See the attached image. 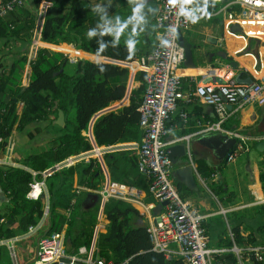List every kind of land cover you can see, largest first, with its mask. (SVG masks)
Segmentation results:
<instances>
[{
  "label": "trees",
  "instance_id": "1",
  "mask_svg": "<svg viewBox=\"0 0 264 264\" xmlns=\"http://www.w3.org/2000/svg\"><path fill=\"white\" fill-rule=\"evenodd\" d=\"M48 1L50 5L44 14L40 40L49 48L58 50L37 48L34 56L28 59L27 50L23 48L13 55L0 73V153L13 130L18 136L20 133H27L31 128L45 130V133L36 135L45 140L43 146L36 151H32L33 146L27 142L20 145L17 140L13 141V150L17 156L15 162L35 172L43 171L49 164L68 155L90 149L87 139L90 133L97 146L139 141L142 132L137 124V107L144 88V74L137 72L134 79L138 81V86L130 90L133 83H129L126 91V68L93 61L109 60L106 57L130 61L133 59L135 44L132 49L127 47V41L133 39H129V36H137L142 31L145 32L144 38L147 41L152 36L147 25L132 30L124 28L119 35L106 34L105 29L110 28L113 21L100 10L96 0ZM38 2L39 0H29L31 12L23 6H14L0 18V38L16 37L24 40L25 45L29 44ZM89 33L93 35L90 36ZM45 42L61 44L50 45ZM69 44L75 48V57L79 58L75 62H69L63 53L66 52L72 57V46ZM25 65L29 73L25 84L21 85L20 79ZM128 65L135 69L133 63ZM103 108L110 111L95 117ZM57 110H61L63 114L62 126L53 123ZM91 118L94 120L89 133L87 128ZM89 154L97 155L98 150ZM102 159L113 182L139 185L145 180L136 168V156L132 150L107 152L102 155ZM196 170L203 176L210 173V169L198 159ZM35 175L40 176L38 173ZM74 177L79 186L90 189L97 188L103 180L100 165L95 158L87 162H77L45 176L48 211L33 234L38 238L59 232L62 225L66 224L63 240L69 253H73L79 246L89 244L92 222L98 207L96 201L87 212L80 209L86 192L73 188ZM31 178V173L23 168L0 165V187L12 204V208H9L10 219L7 221L20 214L24 224L34 225L41 217L43 197L39 195L35 200L25 197ZM180 198L182 199L181 196ZM102 211L107 223L104 232L97 237L94 256L113 263L127 258L128 264H183L179 258L165 259L160 253L150 250L141 216L126 202L107 199L103 202ZM83 215L89 216L85 222L82 221ZM231 231L235 244H240L238 232L234 228ZM8 233L7 226L0 223V239ZM22 257L23 261L17 260V264H30L34 252H22ZM223 257L231 264L234 263L230 253Z\"/></svg>",
  "mask_w": 264,
  "mask_h": 264
},
{
  "label": "crops",
  "instance_id": "2",
  "mask_svg": "<svg viewBox=\"0 0 264 264\" xmlns=\"http://www.w3.org/2000/svg\"><path fill=\"white\" fill-rule=\"evenodd\" d=\"M96 1L100 10L108 14L112 21L116 23L113 24L112 22L109 25L110 28L114 29V27L127 24L125 29L132 30L147 25L149 33L153 36L149 41L144 38V31L138 33L137 36L135 34L129 36V39L133 38L132 40L136 41L134 43L133 59L130 61L116 60L109 57H106L109 60L102 61L126 68L125 87L129 88L128 84L133 83L131 90L138 86V81L134 79V75L137 72L143 73L138 65V58L150 52L156 43L154 17L157 12V2L155 0H139L142 4L140 15L143 19L142 22L137 24L132 19L133 9L137 7V0ZM197 1L194 6L195 16L191 19L188 27L178 33L177 39L184 49L183 60L178 71L180 97L177 99L175 111L166 122V140H176V142H173L176 144L180 143L177 140H180L183 136H188L186 137L187 140L183 139L181 142L188 148V158H185L186 162L184 164L189 165L192 169L193 184L191 187L186 186L181 178L175 174V170L184 164L172 165L170 178L175 189L176 187L178 189L177 193L186 202L187 208L201 216V225L208 248H230L232 244H235L231 228H234L241 238V243L235 244L236 246L264 247V104L258 105L252 102L239 108L227 106V110L231 109V112L219 124L220 130L208 132L201 130L207 124L217 121L215 113L211 106L201 103L194 94V85L196 81L202 78V74L207 68L222 69L228 66L232 69L236 81L242 83L255 82L257 78L264 75V12L257 20L245 19L238 15L239 8L232 3V0ZM28 2L23 8L31 9ZM193 19L196 21L195 23L192 22ZM46 44L59 45L61 43ZM64 44L66 45V43ZM29 45L30 43L25 45L24 40L16 37L12 39L8 37L0 38V73L15 53L20 52L23 48L28 50ZM70 45L72 46V44ZM34 46L47 47L52 50L38 39L34 40ZM74 51L75 48L72 46V57H75ZM128 63H133L135 69H131ZM25 71L26 66H24L21 75V85L25 84ZM213 80L219 81V78L214 76ZM106 111L110 110L101 109L97 112V116ZM180 111H184L186 114L184 125L177 117V113ZM93 120L89 121L91 125ZM90 123H88L87 128L89 131L91 129L89 127ZM216 133L235 139L234 145L231 146L233 156L229 160H225V156L221 161L214 159L211 151L205 150L200 144L198 145L192 141L197 137ZM235 133L238 136H234ZM11 134L14 136L16 132L13 130ZM13 139L15 141V138ZM87 139L93 147L89 136ZM238 144L241 146L240 149H236ZM95 159L98 161L103 174V180L97 188L90 189L79 186L75 177L72 184L76 191L86 192L80 207L82 211L90 210L93 204L98 201L89 244L79 246L73 253L71 252L79 258L77 264H93L95 258H98L94 256L96 240L98 235L104 232L107 223L102 211L103 202L105 201L102 197L103 190L108 189L110 186L117 188L119 184H122L110 180L102 155L95 157ZM197 159L201 160L210 169L208 176L200 175L197 172ZM0 165L23 168L32 175L31 170L17 162L12 165L10 162H6L5 157L0 159ZM35 174L32 176L34 179L43 181L41 196L43 197L44 206L41 217L37 219L34 225L24 224L20 214L14 215L11 220L7 221V219H10L9 208H12V204L10 201L0 204V209L5 210L4 213L0 212V223L6 225L9 229V233L0 239V264H13L9 255L11 249L14 251L18 262L23 261L22 252L32 254L35 250L37 238L33 234L42 224L48 211V194L44 177L40 173L39 177ZM144 181H141L139 185H129L142 191L137 202L131 199L117 200L124 201L137 210L141 216V222L146 225L151 220V216L158 210V204L152 200V197L146 191V180ZM5 203L6 206H3ZM147 204L153 207L147 210ZM87 218H89L88 215H83L82 221H87ZM77 222L78 220H76ZM76 225L79 227V224ZM66 226V224H63L59 231L62 236H64Z\"/></svg>",
  "mask_w": 264,
  "mask_h": 264
},
{
  "label": "built area",
  "instance_id": "3",
  "mask_svg": "<svg viewBox=\"0 0 264 264\" xmlns=\"http://www.w3.org/2000/svg\"><path fill=\"white\" fill-rule=\"evenodd\" d=\"M155 1L157 2V12L154 17L156 43L150 52L138 58V65L144 74V88L137 107V124L142 132L139 141L93 145L88 150L78 151L58 162L49 164L47 168L38 173L45 177L62 168H67L80 161L87 162L107 152L132 150L136 156V168L146 180V191L156 204L165 202L145 225L151 251L160 253L165 259L179 258L183 264H231L223 257L226 253L233 256L234 263L232 264H243L244 262L262 264L264 247H238L232 244L230 248H208L201 225V216L187 208L186 202L180 198L169 181L172 165L166 148L173 145L176 140H166V121L175 111L177 99L180 97L178 71L184 56L183 46L177 37L178 33L186 29L195 16L194 6L198 1L192 0L185 6L192 13L191 19L181 14L179 4L171 6L169 0ZM26 3L27 0H7L5 2L0 0V18L2 19L14 6H24ZM232 3L238 6V15L245 19L257 20L264 12V0H232ZM49 5L48 0H39L37 4L33 22L35 27L32 30L31 42L26 53L28 59H31L36 49L40 48V46L33 47V42L35 39L40 40L44 14ZM25 66L24 79H27L28 67ZM202 75V78L194 85V94L201 103L212 107L217 121L207 124L201 131H219V124L231 112V109L227 110V106L239 108L252 102L258 105L264 104V75L257 78L255 82L242 83L236 81L232 69L228 66L222 69L207 68ZM214 76H217L219 81L213 80ZM177 117L184 125L185 112H178ZM233 135L238 136L237 133ZM186 137L188 136H183L177 141L187 140ZM94 148H97L98 154L90 155L89 152L94 151ZM240 148L238 144L236 149ZM12 150L13 140L8 137L3 150L4 157L9 158ZM187 150L186 146V157ZM232 156L233 151L231 150L225 155V160H229ZM35 173L32 171V176ZM42 187L43 181L32 177L28 182L25 197L35 200L41 195ZM103 193L104 200L109 198L131 199L137 202L142 191L133 186L119 184L117 188L111 186L108 189L105 188ZM151 207L153 206L150 204L146 205L147 210ZM9 255L13 264H17L12 249ZM78 259L75 254L66 251L62 234L52 232L36 239L34 257L30 264H77ZM93 264H128V259L113 263L111 260L95 258Z\"/></svg>",
  "mask_w": 264,
  "mask_h": 264
},
{
  "label": "water",
  "instance_id": "4",
  "mask_svg": "<svg viewBox=\"0 0 264 264\" xmlns=\"http://www.w3.org/2000/svg\"><path fill=\"white\" fill-rule=\"evenodd\" d=\"M98 57H102V56H98ZM98 62H102V61H98ZM28 73H29V69H28ZM127 89L128 88H126V91H127ZM96 116H97V113L95 114V117ZM93 119L91 118V120H93ZM91 120H90V122H91ZM53 123H55L58 126L63 125V114H62L61 110H57L56 117L54 118ZM89 127H91V123L89 124ZM89 133H90V131H89ZM89 140H90L91 144L94 145V141L92 139L91 133L89 135ZM192 141H193V143H197L198 145L200 144L205 150L208 149L209 151H211L214 159H216L218 161H221V159L225 156V154L231 150V146H233L235 143L234 138H230V137H228L224 134H220V133L206 134L204 136L197 137V138L193 139ZM166 151H167V156L170 160L171 165L176 166L179 164H184V162H186L187 157L185 155V145L183 144V142L168 146L166 148ZM175 174L181 178V181L186 186H188V187L192 186V184H193L192 169L189 165L184 164L183 166L177 168L175 170ZM7 201H8V198L5 196V193L3 192V190L0 187V204L7 202ZM163 204H165V202H161L160 204L157 205L158 210L155 211V213H157L159 211L160 206Z\"/></svg>",
  "mask_w": 264,
  "mask_h": 264
},
{
  "label": "rangeland",
  "instance_id": "5",
  "mask_svg": "<svg viewBox=\"0 0 264 264\" xmlns=\"http://www.w3.org/2000/svg\"><path fill=\"white\" fill-rule=\"evenodd\" d=\"M27 10L30 11V12L32 11V9H27ZM34 27H35V24H33V28L31 29V31L34 29ZM30 42H31V39H30ZM40 48H42V47H40ZM44 48H47V47H44ZM52 50H58V49H52ZM63 53L68 58L69 62H75L76 60L79 59L78 57H71L66 52H63ZM71 114H72V110L70 111V116H71ZM45 132H46L45 130L44 131H41V130L38 131L36 128H31L30 130H28L27 133L26 132L25 133H20L19 136H18L17 133L14 134V136L12 134H10L9 135V138H11L13 141H14L13 138H15V140H17L20 145H22V144L25 145V142H27L30 146H33L32 147V151H36V149H38V147L43 146V144L45 142V140H43L44 138H42L40 136L41 134H43ZM37 133H40V135L36 136ZM25 148L28 150V148L26 146H24V149ZM0 155H1V158L0 159H3V157H4L5 154H4V152H1ZM14 157L17 158L16 153L14 152V150H12L11 153H10V157L9 158H6V162H10L13 165L14 162H15L14 161V159H15ZM169 181L171 183H173L170 177H169ZM3 206H6V203L3 204ZM4 211L5 210H3L2 208L0 209V212L1 213H4ZM243 264H251V263L244 262Z\"/></svg>",
  "mask_w": 264,
  "mask_h": 264
},
{
  "label": "clouds",
  "instance_id": "6",
  "mask_svg": "<svg viewBox=\"0 0 264 264\" xmlns=\"http://www.w3.org/2000/svg\"><path fill=\"white\" fill-rule=\"evenodd\" d=\"M191 2H192V0H169V4L171 6H175V5L179 4L181 14L189 17L190 19L192 18V13L190 11H188L185 6ZM141 6H142V4L139 2V0H137V7L133 9V17H132V19L135 20L137 24L142 22V19H143L142 16L140 15ZM192 22L195 23L196 21L193 19ZM125 27H127V24L120 25V26L116 27L115 29L106 28L105 33L106 34H112V35H119L123 32ZM89 35L91 36V35H93V33H89ZM127 47L129 49L134 48V41H132V40L127 41Z\"/></svg>",
  "mask_w": 264,
  "mask_h": 264
}]
</instances>
